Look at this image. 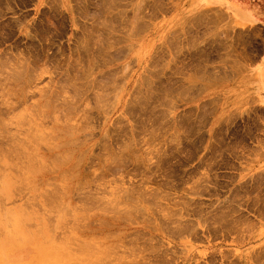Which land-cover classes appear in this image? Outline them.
Wrapping results in <instances>:
<instances>
[{"label": "rangeland", "instance_id": "rangeland-1", "mask_svg": "<svg viewBox=\"0 0 264 264\" xmlns=\"http://www.w3.org/2000/svg\"><path fill=\"white\" fill-rule=\"evenodd\" d=\"M228 1L0 0V264H264V0Z\"/></svg>", "mask_w": 264, "mask_h": 264}, {"label": "bare ground", "instance_id": "bare-ground-1", "mask_svg": "<svg viewBox=\"0 0 264 264\" xmlns=\"http://www.w3.org/2000/svg\"><path fill=\"white\" fill-rule=\"evenodd\" d=\"M239 12H240V11H239ZM243 17H245V16H243ZM247 17H248V14H247ZM248 18H249V17H248ZM254 21H255V20H254ZM216 27H217V26H216ZM230 28H231V27H230ZM217 32H218V31H217ZM213 40H214V39H213ZM218 42H219V41H218ZM226 48H227V47H226ZM227 49H228V48H227ZM224 57H225V56H224ZM238 64H239V63H238ZM223 68H224V67H223ZM236 69H237V68H236ZM213 81H214V80H213ZM214 84H215V83H214ZM218 84H219V83H218ZM85 85H87V84H85ZM80 88H81V87H80ZM82 89H83V88H82ZM98 101H99V100H98ZM129 105H130V104H129ZM64 108H65V107H64ZM66 109H67V108H66ZM80 112H82V111L80 110ZM83 112H84V110H83ZM26 114H27V113H26ZM47 114H48V113H47ZM41 115H42V114H41ZM77 115H78V114H77ZM0 116H1V115H0ZM66 116H68V115H66ZM68 117H69V116H68ZM84 117H85V115H84ZM0 119H1V117H0ZM57 119H58V118H57ZM63 119H64V118H63ZM69 119H70V118H69ZM69 119H68V120H69ZM83 119H84V118H83ZM2 120H3V117H2V119H1V121H2ZM59 120H60V119H59ZM74 120H76V119L74 118ZM11 121H12V120H11ZM18 121H19V120H18ZM18 121L15 122V124H17ZM20 121H21V122H20ZM20 121H19V122H20L21 124L24 123L21 119H20ZM53 121H54V120H53ZM110 121H111V117H108L107 120H106V123H105V129H106V131H108V127H109V126H112V125H109ZM5 122H6V121H5ZM5 122H4V123H5ZM12 122H13V121H12ZM12 122H11V123H12ZM22 122H23V123H22ZM32 122H33V121H32ZM74 122H75V121H74ZM29 123H30V122H29ZM36 123H38V122L36 121ZM36 123L34 122V124H36ZM1 124H3V123H1ZM7 124H8V123H7ZM13 124H14V123H13ZM32 124H33V123H32ZM40 124H41V123H40ZM55 124H56V123H55ZM57 124H58V123H57ZM61 124H62V123H61ZM67 124H68V123H67ZM5 125H6V124H5ZM18 125H19V123H18ZM18 125H17V126H18ZM23 125H24V124H23ZM23 125H22V126H23ZM65 125H66V124H65ZM79 125H80V124H78V126H79ZM0 126H1V125H0ZM8 126H9V125H8ZM19 126H20V125H19ZM19 126H18V128H19ZM28 126H29V125H28ZM30 126H31V125H30ZM38 126H39V125H38ZM40 126L43 128L42 125H40ZM40 126H39V128H41ZM75 126H76V125H75ZM89 126H90V124H89ZM89 126H88L87 128H84V127H83V129L86 131V129L90 128ZM20 127H21V126H20ZM26 127H27V126H26ZM26 127H25V128H26ZM33 127H35V125H33ZM46 127H47V126H46ZM2 128H3V125H2ZM15 128H17V127H15ZM18 128H17V129H18ZM21 128H22V127H21ZM31 128H32V126H31ZM31 128L29 127L30 130H31ZM42 128H41V130H42ZM49 128H50V127H49ZM51 128H52V127H51ZM81 128H82V126H81ZM29 129H26V131H27V132L30 131ZM35 129H36V128H35ZM35 129H33V131H34ZM37 129H38V128H37ZM37 129H36V130H37ZM57 129H58V128H57ZM72 129H73V128H72ZM77 129H78V128H77ZM83 129L81 130L82 132H84ZM5 130H6V129H5ZM15 130H16V129H15ZM22 130H24V129H22ZM38 130H39V129H38ZM38 130H37V131H38ZM75 130H76V127H75ZM6 131H7V130H6ZM18 131H19V129H18ZM18 131L16 130V132H18ZM37 131H36V132H37ZM52 131H53V130H52ZM57 131H61V129H60V130H57ZM62 131H63V130H62ZM77 131L81 132L80 130H77ZM77 131H75V133H77ZM1 132H2V131H1ZM1 132H0V134L3 133V132H2V133H1ZM7 132H8V131H7ZM14 132H15V131H14ZM21 132H23V131H21ZM21 132H19V134H20ZM24 132H25V131H24ZM24 132H23L22 134H24ZM31 132H32V130H31ZM39 132H41V131H39ZM43 132H44V131H43ZM68 132H70V131H68ZM79 132H78V133H79ZM11 133H12V131H11ZM11 133H9L8 135H11ZM25 133H26V132H25ZM32 133H35V132H32ZM71 133H72V135H74L73 132H71ZM6 135H7V134H6ZM8 135H7V136H8ZM15 135H16V134L13 133V136H15ZM25 135H26V134H25ZM27 135H30V136H29V139H31L30 137L33 136V134H32V136H31L30 132H28ZM27 135H26V136H27ZM35 135H37V133H35ZM35 135H34V137H35ZM38 135H39V137H42V136H40V133H39ZM42 135H43V134H42ZM20 136H21V135H20ZM20 136H19V137H20ZM26 136H25V137H26ZM48 136H50V135H48ZM52 136L54 137V134H52L51 137H52ZM1 137H2V136H1ZM1 137H0V138H1ZM10 137H11V140H12V136H10ZM25 137H24V138H25ZM39 137L37 136V137H35V138H38V139L40 140L41 138H39ZM44 137H45V134H44ZM44 137H43V138H44ZM56 137H57V136H56ZM17 138H18V137H17ZM17 138H16V139H17ZM21 138H22V137H21ZM32 138H33V137H32ZM49 138H50V137H49ZM49 138H48V139H49ZM57 138H58V137H57ZM75 138H76V140H75L76 143L73 142V144H76V145H77V144H78V138H77V136H76ZM4 139H5V138H4ZM8 139H9V138H8ZM25 139H27V137H26ZM33 139H34V138H33ZM33 139H32V141H31V140H29V141H30V142H33ZM38 139H35V141L37 142ZM45 139H47V137H45ZM53 139H54V138H53ZM59 139L62 140V139H61V136H60V138H58V141H59ZM72 139H73V138H72ZM79 139H81V138H79ZM5 140H6V139H5ZM13 140H15V139L13 138ZM18 140L21 141L19 138H18ZM22 140H23V139H22ZM41 140H43V139H41ZM50 140H51V139H49L47 142L50 143V142H49ZM54 140H55V139H54ZM54 140H52V141H54ZM66 140H68V139H66ZM16 141H17V140H16ZM16 141H15V142H16ZM19 141L16 142L18 145H19V143H20ZM25 141H26V140H25ZM52 141H51V143H50L51 146H53V145H52ZM56 141H57V140H56ZM22 142H24V141H22ZM22 142H21V143H22ZM44 142H46V140H45ZM71 142H72V141H71ZM91 142H92V141H91ZM91 142H90V143H91ZM12 143H13V142H11V145H12ZM21 143H20V145H21ZM42 143H43V141H42ZM42 143H41V144H42ZM60 143H61V142H60ZM69 143H70V142H69ZM17 144H16V145H17ZM23 144H25V145L27 144L26 148L29 147V145H30V147H31V144H30V143H29V144H28V143H23ZM34 144H35V142L32 143V146H33ZM45 144H47V143H45ZM50 144H49L48 146H50ZM53 144H54V142H53ZM62 144H63V143H62ZM85 144H87V143H83V144L81 143V145H80V144L77 145L78 148H79V151L82 152V150H83L82 148L85 146ZM16 145H15V147H16ZM36 145L40 147V145H39L38 143H37ZM36 145H34L33 147H31V149L34 148ZM42 145H43V144H42ZM57 145H58V143H56V145L54 144V147L57 146ZM59 145H60V144H59ZM12 146H14V145H12ZM37 146H36V147H37ZM44 146H45V145H44ZM94 146H95V145H94ZM6 147H8V146H6ZM21 147H23V146H21ZM21 147L18 146V148H21ZM39 147H38V150H39ZM46 147H47V145H46ZM57 147H58V146H57ZM91 147H93V146H90L89 148H91ZM0 148H1V147H0ZM8 148H9V147H8ZM8 148H7V150H9ZM12 148H13V147H12ZM12 148L10 147V149H12ZM24 148H25V146L22 148V152H23V150H24V152L26 151V150H25L26 148H25V149H24ZM47 148H48V147H47ZM52 148H53V147H52ZM55 148H56V147H55ZM55 148H54V149H55ZM13 149H14V148H13ZM35 149H36V148H35ZM67 149H68V148H67ZM67 149H66V150H67ZM17 150H18V149H17ZM17 150H15L16 153H18ZM27 150H28V149H27ZM29 150H30V149H29ZM29 150H28V152H29ZM62 150L65 152V149H62ZM84 150H85V149H84ZM2 151H3V150H2ZM41 151H42V150H41ZM41 151H39V152L41 153ZM50 151H51V150H50ZM60 151H61V150H60ZM11 152H12V151H11ZM24 152H23V153H24ZM28 152H27V153H28ZM33 152H36V153H37L38 151L33 150ZM33 152H32V153H33ZM53 152H54V151H53ZM68 152H69V151H68ZM70 152H72V151H70ZM74 152H75V151H74ZM74 152H73V153H74ZM81 152H80V153H81ZM13 153H14V152H13ZM23 153H21V155H22ZM56 153H57V152H56ZM65 153H66V152H65ZM78 153H79V152H78ZM82 153H83V152H82ZM25 154H26V153H25ZM33 154H35V153H33ZM57 154H58L57 157L59 158V153H57ZM60 154H61V155H60V157H61L63 153H60ZM66 154H67V153H66ZM66 154H65V155H66ZM68 154H69V153H68ZM2 155H3V154H2ZM23 155H24V154H23ZM28 155H29V153H28ZM28 155L26 154V156H28ZM30 155H31V151H30ZM65 155H64V158H65ZM34 156H35V155H34ZM0 157H1V156H0ZM17 157H18V156H17ZM19 157H20V156H19ZM24 157H25V155H24ZM24 157H23V158H24ZM28 157H29V156H28ZM31 157H32V155L30 156V158H31ZM39 157H41V155H39L38 158H39ZM57 157H56V161L58 160ZM66 157H67V155H66ZM2 158H3V157H2ZM5 158H6V156H5ZM26 158H27V157H26ZM26 158H24V159L26 160ZM53 158H54V157H53ZM64 158H63V159H60V158H59V159H60V161H62V160H64ZM67 158H69V156H68ZM67 158H66V159H67ZM10 159H11V158H10ZM34 159H35V158L30 159V160H33V162L37 161V160H34ZM45 159H46V158H45ZM3 160H4V159H3ZM15 160H16V159H15ZM17 160H18V159H17ZM30 160L28 159V161H27V160H26V161L29 162ZM38 160H39V159H38ZM5 161H6V160H5ZM50 161H51V159H50ZM52 161H53V160H52ZM65 161H66V160H65ZM84 161H86V160H84ZM33 162L30 161V163H32V164H33ZM79 162H80V161H79ZM86 162H87V161H86ZM19 163H20V162H19ZM21 163H22V162H21ZM21 163H20V164H21ZM30 163H29V164H30ZM38 163H39V162H38ZM47 163H48V162H47ZM62 163H63V162H62ZM32 164L30 165V166L32 167V169H29L30 167H29V168L27 167V168H26V169H28L27 171H29V170H33V172H34V169H35L36 167H33L34 165L32 166ZM35 164H36V163H35ZM51 164H53V163H51ZM56 164H58V163H56ZM56 164H55V165H56ZM82 164H83V163H82ZM21 165H22V164H21ZM25 165H26V164H25ZM25 165H23V166H25ZM37 165H38V164H37ZM45 165H46V164H45ZM53 165H54V164H53ZM59 165H60V164H59ZM28 166H29V165H28ZM42 166H43V165H42ZM48 166H49V165H48ZM57 166H58V165H57ZM77 166H78V165H77ZM16 167H17V166H16ZM25 167H26V166H25ZM37 167H38V166H37ZM20 168H21V167H19V169H20ZM22 168H23V167H22ZM33 168H34V169H33ZM38 168H42V171L45 170V168H43V167H38ZM70 168H71V167H70ZM17 169H18V168H17ZM43 169H44V170H43ZM21 170H22V169H21ZM38 170H39V169H38ZM35 171H36V170H35ZM39 171H40V170H39ZM31 172H32V171H31ZM20 175H21V174H20ZM24 175H25V174H24ZM63 175H64V174H63ZM29 176H30V175H29ZM60 176H61V175H60ZM70 177H71V176H70ZM2 178H3V177H2ZM23 179H24V178H23ZM24 180H25V179H24ZM22 183H23V182H22ZM54 184H55V183H54ZM36 189H37V188H36ZM16 190H17V189H16ZM59 194H60V193H59ZM37 195H38V194H37ZM51 195H52V194H51ZM54 195H57V194H54ZM31 196H32V195H31ZM56 198H57V197H56ZM62 200H63V199H62ZM58 201H59V200H58ZM55 204H56V203H55ZM62 206H63V205H62ZM59 208H60V207H59ZM62 213H63V212H62ZM70 213H71V212H70ZM64 214H65V213H64ZM65 215H66V214H65ZM62 217H63V216H62ZM54 219H55V218H54ZM9 220H10V219H9ZM61 221H62V220H61ZM71 223H72V222H71ZM58 224H59V223H58ZM8 225H9V224H8ZM26 225H27V224H26ZM53 226H54V225H53ZM54 228H55V227H54ZM97 237H98V236H97ZM66 238H67V237H66ZM66 238H65V239H66ZM77 238H78V237H77ZM98 238H99V237H98ZM70 241H71V239H70ZM76 242H77V241H76ZM70 243H71V242H70ZM87 243H88V242H87ZM94 243H96V242H94ZM94 243H93V244H94ZM83 244H84V243L82 242V245H83ZM80 245H81V244H80ZM85 246H86V245H85ZM98 246H99V245H98ZM67 247H68V246H67ZM70 248H71V247H70ZM93 248H94V247H93ZM54 249H55V247H54ZM94 249H95V248H94ZM55 250H56V249H55ZM55 250H54V251H55ZM58 250H59V247H58ZM58 250H57V251H58ZM99 250H100V249H99ZM51 252H52V251H51ZM79 252H80V251H79ZM56 253H57V252H56ZM61 253H62V252H61ZM54 254H55V253H54ZM59 254H60V252H59ZM83 254H84V253H83ZM91 254H92V253H91ZM51 255H53V254H51ZM79 255H82V254H79ZM84 255H86V254H84ZM57 256H58V255H57ZM107 256H108V255H107ZM53 257H54V256H53ZM58 257H59V256H58ZM66 257H67V256H66ZM97 257H98V256H97ZM67 258H68V257H67ZM62 259H63V257H62ZM62 259H61V260H62ZM80 259H81V258H80ZM87 261H88V260H87ZM90 261H91V260H90ZM58 262H59V261H58ZM84 262H85V261H84ZM79 264H80V263H79Z\"/></svg>", "mask_w": 264, "mask_h": 264}, {"label": "crops", "instance_id": "crops-1", "mask_svg": "<svg viewBox=\"0 0 264 264\" xmlns=\"http://www.w3.org/2000/svg\"><path fill=\"white\" fill-rule=\"evenodd\" d=\"M204 1H205L204 4H205L206 7H211V6L220 7L221 11H222L221 13H223V12H227V13L236 12V11H232V10L228 9V8H230V1H228V0H203V2ZM224 6H226L228 8H225ZM237 12H238V13H236L237 16H238L237 20L233 19V22L234 23L238 22V24L242 25V26L247 25V22H248L247 12H248V10H245V11L241 10L240 12H239V10H237ZM243 16H245V17H243ZM252 19L255 20V21L258 19V17H257L255 12H254V17H249V20H252ZM261 66H262V68H261ZM257 77H258L259 85H261L262 89H264V61L259 66V68L257 70Z\"/></svg>", "mask_w": 264, "mask_h": 264}]
</instances>
